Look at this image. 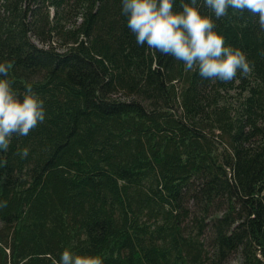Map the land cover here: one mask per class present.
<instances>
[{
  "label": "trees",
  "instance_id": "obj_1",
  "mask_svg": "<svg viewBox=\"0 0 264 264\" xmlns=\"http://www.w3.org/2000/svg\"><path fill=\"white\" fill-rule=\"evenodd\" d=\"M212 18L248 75L138 45L122 0H0V78L46 111L0 150V264H264V31Z\"/></svg>",
  "mask_w": 264,
  "mask_h": 264
},
{
  "label": "clouds",
  "instance_id": "obj_2",
  "mask_svg": "<svg viewBox=\"0 0 264 264\" xmlns=\"http://www.w3.org/2000/svg\"><path fill=\"white\" fill-rule=\"evenodd\" d=\"M211 15H202L198 0L182 4V12L173 13V0H122V14L135 34L138 45H147L162 55L183 61L185 71L198 66L204 79L230 82L239 71L248 75L252 68L246 53L239 47L225 46V37L218 33L212 16L218 20L229 8L240 13L248 11L258 16L264 31V0H205ZM264 55V52L261 53ZM11 63H0V77H7ZM44 100L28 85L21 95L13 91L11 82L0 78V150L7 151L11 137L27 136L45 121ZM29 150L21 153L26 158ZM7 201L0 203L6 207ZM60 264H103L100 256H82L71 249L62 253Z\"/></svg>",
  "mask_w": 264,
  "mask_h": 264
},
{
  "label": "rangeland",
  "instance_id": "obj_3",
  "mask_svg": "<svg viewBox=\"0 0 264 264\" xmlns=\"http://www.w3.org/2000/svg\"><path fill=\"white\" fill-rule=\"evenodd\" d=\"M229 264H236V261L232 259Z\"/></svg>",
  "mask_w": 264,
  "mask_h": 264
}]
</instances>
